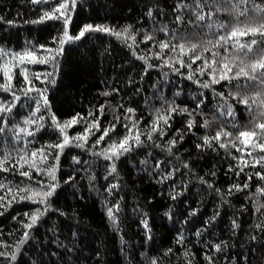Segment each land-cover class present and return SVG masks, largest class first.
Listing matches in <instances>:
<instances>
[{"label": "trees", "instance_id": "obj_1", "mask_svg": "<svg viewBox=\"0 0 264 264\" xmlns=\"http://www.w3.org/2000/svg\"><path fill=\"white\" fill-rule=\"evenodd\" d=\"M61 3L68 5L67 25L59 12L55 13L59 18L41 19ZM211 3L205 2L203 13ZM195 4L196 0H0V85L6 83L5 63L18 64L12 59L16 54L32 52L46 61H25L14 71L9 67L12 88H0V107H11L0 113V120H7L0 133V161H8L7 171H0V197H4L0 252L6 253L0 264H264V194L258 191L264 180L256 175L264 173V167L251 166L264 153L237 151L230 143L239 131L264 117L258 116L256 105L249 111L229 96L238 84L249 96L264 92V85L243 77L212 84L207 72L199 73L202 61L191 69L181 68L175 62L178 50L161 51L158 46L160 41L182 42L173 34L202 44L215 42L224 35L218 24L235 23L223 12L197 22ZM85 25L112 31H88L80 39H69ZM147 36L153 39L146 41ZM253 38L245 36L241 42ZM255 39L264 41L260 36ZM224 47L213 51L237 57L233 72L241 60L247 64L257 58L253 53H236L231 41ZM255 48H264V43ZM204 56L210 58L211 53ZM183 59L189 61L187 56ZM21 68L27 69L31 91L21 90L28 87ZM205 83L209 87H203ZM220 93L233 106L234 118L220 115L225 103ZM198 103L201 107L196 109ZM169 105L177 111L168 113ZM185 108L195 112L190 116L181 111ZM158 114L170 116L167 125L159 123L163 134L152 131ZM53 115L60 124L74 117L78 122L62 134ZM94 120L100 130L93 128L87 142L72 139L85 133ZM113 125L115 129L93 147ZM129 128L133 135L139 132L138 145L133 141L131 150L118 159L98 154L127 136ZM220 128L232 136L204 144V137L214 136ZM29 131L33 135H27ZM65 134L71 141L68 145L49 147L62 143ZM220 143L228 147L221 148ZM38 149L47 155L38 170L13 167L20 155ZM21 171H29L30 178ZM48 191L51 196L44 195ZM109 209L114 219L109 218ZM32 215L38 219L26 227Z\"/></svg>", "mask_w": 264, "mask_h": 264}, {"label": "snow or ice", "instance_id": "obj_2", "mask_svg": "<svg viewBox=\"0 0 264 264\" xmlns=\"http://www.w3.org/2000/svg\"><path fill=\"white\" fill-rule=\"evenodd\" d=\"M41 0H33V3H39ZM75 0H73V3ZM205 2L207 0H196L195 7L192 8L193 15L195 16V19L197 22H202L206 19V16L210 19L211 16L217 15L221 12L228 13L229 15H232L235 18V23L233 24H218V28L224 29V35H221L218 40L213 42L212 40L207 41L206 44H202L200 42H193V38L185 37V36H176L173 34V39H176L178 42L173 44L171 40L168 41H160L158 46L163 51L164 49H171L173 52L179 51L178 58L176 59V63L180 65L181 68L187 67L189 69L192 68V65L195 64L197 61H202V65L199 67V73L200 75H204L206 72L210 76V83L215 84L219 83L221 80H227L231 82L232 80H239L241 77L250 80V81H259L261 85H264V48L256 49L255 46L264 43V41H258L255 39V37L260 36L264 37V4H255L254 0H212V3L208 5L209 11L208 13H203V8L205 6ZM251 4V7H248V5ZM243 6V7H242ZM184 8L191 7L190 5H182ZM61 9L64 11L61 12ZM68 11V5L66 3H61L59 5V8L54 9L53 13L45 12L44 17L41 19L47 18H59L55 15V13L59 12L61 16H65L64 23L67 25L69 23V18L66 16V13ZM150 16L152 15L151 10H149L148 13ZM243 18V19H241ZM177 20L181 21L183 20V17L177 16ZM192 22L191 20L189 21ZM208 27H212V25H208ZM164 31V29H161ZM88 31H105L109 32L112 31L111 29L102 27V26H93V25H85L84 28L79 32V34L75 37H69V39H80L85 35ZM127 29L124 30L125 33H127ZM116 35H121V33H115ZM68 33L65 32V36H67ZM252 36L254 37L250 41L247 42H241V38L245 36ZM134 39V37H131ZM152 36H147V40H152ZM232 42V48L235 50L236 53H243L244 55H247L248 53H253L256 55V59L250 63L245 64L242 60L240 61V64L238 65V71L233 72V65L236 61V56H228V55H221L218 51H213L215 48H221L227 45L229 42ZM64 41L61 40V43ZM224 51L227 53L229 49L227 47H224ZM208 52L211 53L210 58H206L204 56V53ZM184 56L189 57V61L186 63L183 59ZM159 58V56H158ZM13 60H17L18 64H22L25 61L29 63H44L46 61L44 60H38L37 57L33 55L32 52H25L23 54H16L12 57ZM18 64H9L5 63L3 66V75L6 78V83L0 85V88H4L5 90H10L12 88L11 81L13 80V75L10 74L8 71L9 67H11L14 71V69L18 66ZM179 71V69H176ZM20 73L24 78L25 84L28 86L26 89H21L22 91H31L32 88V82L29 79L27 75V69L21 68ZM194 73L190 72L188 79H192ZM47 75H51V73H48ZM36 79H40V75L36 74ZM203 87H209V83L203 84ZM236 91H230L229 96H231L233 99L237 100L239 103L245 105L249 111L252 109V105H256L260 111L258 112L259 117H264V92H257L253 96H249L246 94L245 86L236 85L235 86ZM15 99H19V97L15 96V93H13ZM43 95V93H41ZM107 95V93H105ZM220 96L222 99L224 98V94L220 93ZM45 103H47L46 97ZM201 107V104L196 105V109H199ZM224 111L220 113L221 116H227V117H235V111L232 105L227 103V100L225 99V103L223 105ZM11 111V107H0V113ZM39 111V109H37ZM129 113H132L133 109H127ZM168 113H173L177 111V107L169 105V107L166 110ZM183 112H188V114L191 116L193 115V112H195V109L193 112H189L187 108L182 109ZM101 114L103 113V107L100 108ZM89 115H92L91 113ZM79 119H83V117H80ZM119 119V118H117ZM170 119V116L168 115H157L156 120L154 121L152 125V131L156 132L159 131L161 134H163V130L159 128V123L162 120L165 125L168 124V120ZM53 123H55L60 130L62 134L65 133V129L74 125L78 122L77 118H73L69 121H65L63 124H60L58 121H56V117L52 116ZM30 123H35V121H30ZM0 133L5 131V126L7 125V120H0ZM135 122H133V128L135 127ZM193 126V121L189 120L187 127L191 129ZM204 126H209V121H204ZM127 128L128 125H125ZM95 128L96 130L99 129V121L94 120L91 124L88 125V127L85 129V133L80 134L76 137H73V140L76 141H84L87 142L88 134L91 133L92 129ZM115 129V125L112 126L111 129H105L101 136L98 137L96 144L93 145L95 147L98 145L102 140H104L105 136L108 135L109 131H113ZM21 132H24V129L20 130ZM19 135V133H17ZM27 135L31 136L33 135L32 132H27ZM232 136V133L227 132L223 130V128H220L216 131L214 136L204 137V144L211 145V142L217 141L220 142L224 140V138ZM148 138L151 139V133H149ZM135 141V143L138 145L140 141V134L137 132L135 135L132 134V129L129 128V134L125 136L123 139H121L117 143H113L109 145L108 148H106L103 152L98 153L99 155H103L106 159H113V158H119L120 155L123 153H126L131 150L132 148V142ZM69 137L65 134L63 138L62 143H58L55 145H51L49 147H55L59 149H63L66 145L70 143ZM172 145L175 144V141H170ZM231 146L233 148H236L237 151L244 152L245 149H252L256 150L258 149L260 152L264 153V121H255L253 123V126L247 130H241L238 132V135H236L235 140L230 141ZM237 143H240L243 145V148H238ZM77 146L83 147V144H78ZM199 146V145H198ZM221 148L228 147V144L226 143H220L219 145ZM246 154L248 156L252 155L251 151H247ZM47 160V155H45L44 149H38L36 151H32L30 154H22L19 156V159L16 161V164L13 165V167H21L23 168L25 165H27L29 168L37 169L38 170V164L44 163ZM7 158L5 160L0 161V171H7V168L4 167V165L7 163ZM23 162V163H21ZM257 165H260L261 167H264V155L260 156L258 159L254 160V163L251 165L252 167H256ZM244 166H249L247 161L244 162ZM115 165L112 166V171L114 172ZM241 171L243 169L241 168ZM20 175L29 177L30 178V172L29 171H21ZM49 175H52V179L55 180V175L50 172ZM239 175V173H237ZM257 176L261 180H264V173H256ZM249 180H251V176L248 177ZM0 187H3L0 185ZM239 189V186H235ZM244 188H247L248 185H243ZM55 186H52V190L54 191ZM9 191H11L9 189ZM20 191H26V189H20ZM262 194H264V188L258 189ZM45 196H51L52 191H48L44 193ZM4 197H0V200H3ZM2 206V205H0ZM109 218L114 219L113 212L111 209H109L108 212ZM38 219L37 215L31 216L32 223L29 225H26V227H32L36 223ZM25 237H27V233H25ZM219 250V246H217V251ZM6 253L0 252V256H5ZM11 259H15V254H12ZM209 259H211L209 257Z\"/></svg>", "mask_w": 264, "mask_h": 264}]
</instances>
